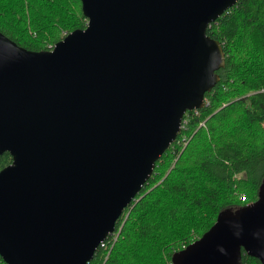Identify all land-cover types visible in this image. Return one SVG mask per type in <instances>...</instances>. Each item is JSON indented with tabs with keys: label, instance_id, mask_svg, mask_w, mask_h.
Instances as JSON below:
<instances>
[{
	"label": "water",
	"instance_id": "water-1",
	"mask_svg": "<svg viewBox=\"0 0 264 264\" xmlns=\"http://www.w3.org/2000/svg\"><path fill=\"white\" fill-rule=\"evenodd\" d=\"M238 0H82L87 26L32 50L0 31V255L87 264L225 65L207 28ZM264 264L256 200L219 212L172 264Z\"/></svg>",
	"mask_w": 264,
	"mask_h": 264
},
{
	"label": "trees",
	"instance_id": "trees-1",
	"mask_svg": "<svg viewBox=\"0 0 264 264\" xmlns=\"http://www.w3.org/2000/svg\"><path fill=\"white\" fill-rule=\"evenodd\" d=\"M82 0H0V31L51 49L87 26ZM224 48L205 105L187 110L176 139L87 264H172L226 208L257 199L264 177V0H238L207 28ZM12 162L6 151L0 169ZM0 264H7L0 255ZM240 264H262L243 251Z\"/></svg>",
	"mask_w": 264,
	"mask_h": 264
},
{
	"label": "rangeland",
	"instance_id": "rangeland-1",
	"mask_svg": "<svg viewBox=\"0 0 264 264\" xmlns=\"http://www.w3.org/2000/svg\"><path fill=\"white\" fill-rule=\"evenodd\" d=\"M49 49V48H48ZM182 125H183V122H182ZM250 203V202H249Z\"/></svg>",
	"mask_w": 264,
	"mask_h": 264
}]
</instances>
